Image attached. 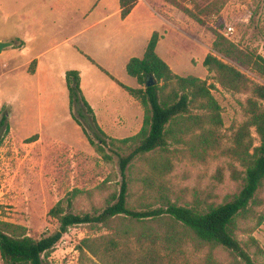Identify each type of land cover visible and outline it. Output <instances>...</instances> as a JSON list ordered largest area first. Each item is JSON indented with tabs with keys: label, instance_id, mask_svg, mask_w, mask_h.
I'll return each mask as SVG.
<instances>
[{
	"label": "rangeland",
	"instance_id": "obj_1",
	"mask_svg": "<svg viewBox=\"0 0 264 264\" xmlns=\"http://www.w3.org/2000/svg\"><path fill=\"white\" fill-rule=\"evenodd\" d=\"M31 1L0 0V38L17 34L13 24L20 15V5L23 3L22 6L28 8L26 4ZM147 1L156 16L140 7L132 22L126 25L112 16L105 18L102 23H95L97 19L112 13V3L105 6L97 4L88 17H84V11L39 8L41 30H38L37 38L29 47L34 54L43 53L39 60L42 65H51L42 67L38 74L28 71L30 62H27L28 57L18 46L2 49L0 120L6 117L9 130L6 132L3 128L0 132V221L21 225L28 235L40 238L58 228V221L49 216V211L71 192L76 190L71 208L76 213L101 209L114 193L119 192L121 176L118 159L115 155L109 160L104 159L97 151L94 123L85 108L79 103H74L70 108L62 69L70 67L82 73V94L100 116L97 118L93 110L97 124L107 136L105 139L133 136L142 123L140 119L133 118L139 116L135 105L123 109L130 119H106L101 116L102 97L106 93L113 99L111 102L122 104L123 107L129 103V99L125 97V101V98L115 96V82L74 49L82 39L86 41L88 55L103 63V57L110 50L109 45L105 49V43L109 44L117 29H129L131 33L129 37L125 34V39L131 37V42L140 48L156 30L162 36L157 45V54L174 73L180 76L192 75L215 86L212 93L220 105L223 120L219 131L222 147L229 145L233 129L245 119L242 104L249 95L223 90L216 82L215 74L203 66V60L209 53L216 54L212 48L214 30L223 32L225 21H228V27L234 28L233 33H228L226 28L224 35L227 38L241 48L256 50L264 57V0H224L228 3L227 11L219 16L207 15L205 24H199L164 0ZM197 1L205 4L213 0ZM187 4L190 8L194 7V1L189 0ZM88 24L92 26L78 35L80 29ZM218 57L236 67L253 82L264 85V78L251 69L237 65L221 55ZM124 74L122 77L126 79L125 83L135 86L136 79L128 76L125 70ZM141 108L143 118L144 108ZM104 121L111 123L103 124ZM251 132L254 145H258L254 128ZM106 151L111 154L109 149ZM174 164L166 184L170 185L171 198L180 203L193 200L224 203L241 189V182L232 177L231 166L239 171L242 167L237 161L223 156L220 151L208 155L203 161L182 157L181 160H175ZM218 169H221V177L217 175ZM145 173L142 161L136 162L130 170L129 176L136 180L130 186L131 205L138 206L142 201L146 202L145 199L153 202V199H144L141 195L143 187L139 178ZM252 210L248 217L238 220L237 237L255 263L263 264L264 220L259 222V217L264 214V181L257 192ZM105 232L106 229L101 226H72L49 253L48 260L54 264H96L94 258H82L76 247L82 239L97 237ZM205 252L203 250L201 256ZM214 256L223 264H229L232 260L222 248H216ZM0 264H3L1 257Z\"/></svg>",
	"mask_w": 264,
	"mask_h": 264
},
{
	"label": "trees",
	"instance_id": "obj_2",
	"mask_svg": "<svg viewBox=\"0 0 264 264\" xmlns=\"http://www.w3.org/2000/svg\"><path fill=\"white\" fill-rule=\"evenodd\" d=\"M164 1L199 24L206 23L207 15L224 14L228 5L224 0L205 4L190 0L194 1V7L190 8L189 0ZM137 2L119 0L122 19L130 14ZM228 25L225 21L223 32L214 30L212 48L216 54L209 53L203 60V66L215 74V80L223 90L249 95L242 104L245 119L233 129L229 145L225 147H222L219 132L223 126L221 108L212 93L215 86L192 75L174 73L157 54V45L162 38L157 31L148 41L143 57H133L126 65L127 74L136 78L140 87H128L101 68L144 108L142 127L133 136L105 139L106 134L82 94L80 72H66L70 108L74 103L85 108L94 123L97 151L104 159L109 160L113 155L118 159L119 192L114 193L103 208L77 213L71 210L76 190L71 192L49 211V216L58 221V228L40 238L28 235L21 225L0 221L3 264H54L48 260L49 253L68 228L77 225L106 229L97 237L82 239L76 247L82 258H94L96 264H223L214 256L216 248L229 253L232 258L229 264H256L237 237V230L238 220L252 213V205L256 204L257 192L264 181V85L253 82L218 55L251 69L261 78H264V57L227 38L224 32ZM148 82L150 86H146ZM3 128L8 132L5 116L0 120V132ZM252 128L258 137V145H254ZM89 141L94 144L91 139ZM108 149L111 154H107ZM215 151L242 167L239 171L231 166L232 177L241 182L240 191L231 200L219 204L173 200L166 178L174 169V161L182 157L203 161ZM139 161L144 162L146 169L139 178L143 187L141 195L153 202L144 198L146 202L134 206L129 199L130 186L136 180L129 173ZM217 175L221 177V169L217 170ZM263 220L264 214L259 217V222ZM203 250L206 252L201 256Z\"/></svg>",
	"mask_w": 264,
	"mask_h": 264
},
{
	"label": "crops",
	"instance_id": "obj_3",
	"mask_svg": "<svg viewBox=\"0 0 264 264\" xmlns=\"http://www.w3.org/2000/svg\"><path fill=\"white\" fill-rule=\"evenodd\" d=\"M109 3H112L114 6L112 13H110V15L108 16H105L103 19L102 18L97 19L95 22L96 24L102 23L106 20L105 18L112 16V17H117L118 19H120L123 25H126L129 22H132L133 17L135 16V13L140 9V7L146 8L149 11L150 15L156 14L155 10L153 9L151 4L147 0H138V2L134 6L130 14L124 19H122L121 17V9L119 6V0H94L93 2L91 0H32L31 2L26 4V7L28 6V8L23 7L22 6L23 3L20 5L21 8H19L18 10V12H20V15L19 17H17V22L13 24L14 29L17 31V34L11 37H1L0 41L11 42L12 43L11 46H18L19 50L22 51L23 54H25L28 57L27 62H30V67L28 71L31 74H38L42 70V67H44L45 65H51V64L42 65L39 60H40L41 54L43 53L40 52V53L34 54L33 51L29 47L30 44H33L35 38H37L38 30L39 29L41 30V24H40L41 19H40V16H38L39 8H47L50 10L53 8L55 9L61 8L66 11L67 10L84 11V15H85L84 17H88L89 13L92 11L94 7H96L97 4H100V6L101 5L105 6ZM1 7H2V4L0 5V9ZM159 19L162 22V17H160ZM91 26L92 25L88 24L86 27H83L82 29H80V31L77 34L82 35ZM153 32L149 35L150 37L148 41L150 40ZM130 33H129V29L128 31L127 29L126 30L117 29L116 32H114V36L111 38V40H109V44L105 43V49L108 48V45H109L110 50H108L109 52L103 57V60H104L103 63L96 61V59L93 56L91 57L88 55V51L85 47L86 46L85 39L79 40V43H76V45L74 46V49L77 52H79L81 55L85 56L89 62H91L93 65H96L100 70L101 68L106 70L111 76H113L116 80H118L122 84L128 87L138 88L140 86L137 80H136L137 83L135 86L127 85L125 83L126 79L122 76H125L124 70L126 72V65L131 58L133 57L142 58L143 57L148 41L145 43V45H143L142 48H140L139 46H136L134 43L131 42L132 41L131 37L130 39H125L126 38L125 34L128 35L129 37ZM88 58H90L93 62L89 60ZM118 66H119V70H118ZM46 67L48 68L49 66H46ZM69 70H77V69H70V67H68L67 69V67H65L64 69H62V72L66 76V72ZM117 70L119 73L117 72ZM48 71H51V70L48 69ZM81 74L82 73L80 72V76ZM116 86L117 88L114 91V95L121 97V98L126 97L127 99H129V103L123 107L122 104H119L117 102L116 103L111 102L113 101V99L111 98L110 95H108V93H106L105 96L102 97L103 101L101 104V107H102L101 109L103 113L101 116L106 119H116V120H119L122 118L130 119L129 114L125 113L123 109H126L130 105H135L136 107H138L137 109H138L139 116H133V118L136 120L140 119L141 123H143V118H142L143 112H142V108L140 106L141 104L139 103V101L136 100L134 97H132L130 94H128L118 84H116ZM124 93H126L127 95ZM126 98H125V101H126ZM91 108L92 110L95 111L96 117L99 118L100 116L95 110V107L91 106ZM106 122L107 121H104L102 123L104 124ZM107 123H111V122L108 121ZM141 127H142V124H141ZM141 127H139L136 133H138Z\"/></svg>",
	"mask_w": 264,
	"mask_h": 264
},
{
	"label": "water",
	"instance_id": "obj_4",
	"mask_svg": "<svg viewBox=\"0 0 264 264\" xmlns=\"http://www.w3.org/2000/svg\"><path fill=\"white\" fill-rule=\"evenodd\" d=\"M12 45V43L11 42H2V41H0V52L2 51V49L4 48V47H6V46H11ZM152 80V78H150V81ZM154 83V82H153ZM146 86H150V83L148 82L147 84H146Z\"/></svg>",
	"mask_w": 264,
	"mask_h": 264
},
{
	"label": "built area",
	"instance_id": "obj_5",
	"mask_svg": "<svg viewBox=\"0 0 264 264\" xmlns=\"http://www.w3.org/2000/svg\"><path fill=\"white\" fill-rule=\"evenodd\" d=\"M227 31H228V33H233V31H234V28H233V27H231V26H229V27L227 28Z\"/></svg>",
	"mask_w": 264,
	"mask_h": 264
}]
</instances>
